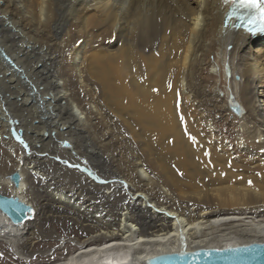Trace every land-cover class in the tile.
<instances>
[{
  "label": "bare ground",
  "instance_id": "obj_1",
  "mask_svg": "<svg viewBox=\"0 0 264 264\" xmlns=\"http://www.w3.org/2000/svg\"><path fill=\"white\" fill-rule=\"evenodd\" d=\"M228 6L0 0V194L33 208L0 211L6 249L136 264L264 241V36L225 26ZM39 233L57 246L34 257Z\"/></svg>",
  "mask_w": 264,
  "mask_h": 264
},
{
  "label": "water",
  "instance_id": "obj_2",
  "mask_svg": "<svg viewBox=\"0 0 264 264\" xmlns=\"http://www.w3.org/2000/svg\"><path fill=\"white\" fill-rule=\"evenodd\" d=\"M228 108L235 115L244 112L243 107L236 100L228 101ZM62 145L67 146V142H62ZM19 178L16 171L9 175L14 186L18 185ZM29 207L32 209L31 212L28 210ZM0 211L15 225L31 219L33 215V208L19 200L17 196L2 194H0ZM218 249L223 251H217ZM181 251H186L188 255H178ZM136 264H264V241H252L235 246L197 247L192 250L157 252L137 259Z\"/></svg>",
  "mask_w": 264,
  "mask_h": 264
},
{
  "label": "snow or ice",
  "instance_id": "obj_3",
  "mask_svg": "<svg viewBox=\"0 0 264 264\" xmlns=\"http://www.w3.org/2000/svg\"><path fill=\"white\" fill-rule=\"evenodd\" d=\"M223 5H229V10L225 12V26L234 20H239V24H233L234 27H243L247 32L255 34L264 32V0H222ZM17 139L23 144L24 141L17 136ZM195 141V138H192ZM25 147L27 145L25 144ZM207 155V153H206ZM67 163V161H65ZM251 184V181H249ZM25 207H28L25 205ZM29 212L32 209L28 208ZM217 251H223L218 249ZM178 255H188L186 251H181Z\"/></svg>",
  "mask_w": 264,
  "mask_h": 264
},
{
  "label": "rangeland",
  "instance_id": "obj_4",
  "mask_svg": "<svg viewBox=\"0 0 264 264\" xmlns=\"http://www.w3.org/2000/svg\"><path fill=\"white\" fill-rule=\"evenodd\" d=\"M262 217H264V215H261ZM52 226H53V230H54V232H55V234H61V232H63L62 230H63V228H62V226L61 225H58V224H56V223H53L52 224ZM78 234H81V233H79L78 232ZM39 235L41 236V237H39L38 239L39 240H37L35 243H33V245L31 246V250L32 251H34L35 253L33 254L34 255V257H36L38 254H39V250L40 249H43V248H47V247H50V250H54L55 249V247L57 246V243H55V241H54V239L55 238H53V237H51V236H48V237H43V235H41L40 233H39ZM54 247V248H53ZM7 247L6 246H4L3 244H1V242H0V259L1 260H9V261H11V262H14V264L15 263H17V261H18V255L16 254V255H14V254H12V252L11 251H9L8 249H6ZM68 248V250L67 251H73L72 249H73V246H68L67 247ZM10 254H9V253ZM69 252H65L64 254H57V256L58 257H62V256H64L66 253H69ZM36 255V256H35ZM17 256V257H16ZM23 258H22V260H20V261H23L24 262V264H29V260H31V259H33L32 257H25V256H22ZM39 260V263L40 262H42L43 260H41L42 258H40V257H38V258H35V261H36V263L38 264V260ZM51 259H54V257H52ZM50 258H49V260H51ZM34 261V260H33ZM35 263V264H36ZM31 264H33V262L31 263Z\"/></svg>",
  "mask_w": 264,
  "mask_h": 264
}]
</instances>
